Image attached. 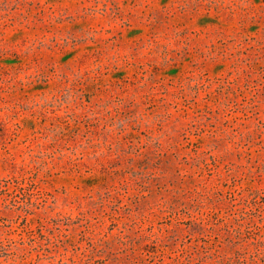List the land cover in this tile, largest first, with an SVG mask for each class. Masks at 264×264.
Segmentation results:
<instances>
[{
	"label": "rangeland",
	"instance_id": "rangeland-1",
	"mask_svg": "<svg viewBox=\"0 0 264 264\" xmlns=\"http://www.w3.org/2000/svg\"><path fill=\"white\" fill-rule=\"evenodd\" d=\"M0 264H264V0H0Z\"/></svg>",
	"mask_w": 264,
	"mask_h": 264
}]
</instances>
